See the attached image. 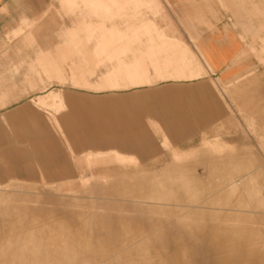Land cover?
Returning <instances> with one entry per match:
<instances>
[{"label":"rangeland","instance_id":"rangeland-1","mask_svg":"<svg viewBox=\"0 0 264 264\" xmlns=\"http://www.w3.org/2000/svg\"><path fill=\"white\" fill-rule=\"evenodd\" d=\"M224 1L102 0L123 33L103 26V53L67 55L57 77L36 59L70 54L61 35L83 14L22 2L31 24L7 34L22 101L0 116V264H264V0ZM110 54L142 75L106 85ZM50 92L62 106L39 99Z\"/></svg>","mask_w":264,"mask_h":264},{"label":"crops","instance_id":"crops-1","mask_svg":"<svg viewBox=\"0 0 264 264\" xmlns=\"http://www.w3.org/2000/svg\"><path fill=\"white\" fill-rule=\"evenodd\" d=\"M219 1L223 5H226L224 0ZM22 2H24V0H0V106L6 104V102L17 100L16 103H9L7 104V106H3L0 108V116L4 117L7 115L6 112L9 113L11 111L10 108H12V106L15 109V106L20 104L22 101L19 93H15V89L12 88L15 85L12 82L13 77H15V80L16 78H18V83L21 82V72L19 71L18 76H16V73L14 72V69H20L21 62L14 60V57L12 56H7V53L11 54L16 51L15 46L11 44V41L7 40V34H11L13 31H16V29L18 31H21L23 27L31 24L32 13L22 11ZM26 2L32 4V0H26ZM63 2L67 4L68 12L70 14L78 13V16L83 14L82 19L79 18L80 20L78 19V21L73 20V22L71 23V28L66 30V32L62 33L61 35L60 44L65 48L66 51H70V54H65L63 53V50L60 51L59 49H57L55 57L53 58L52 54L45 50L41 51L38 58L36 59V62L40 65L41 71L44 74H49V72L51 71V67H54V76L56 77L60 75L57 64L60 61H64L67 58V55H71L73 54V52L85 50V46L92 43H95L97 45V48L93 49V55H87L86 59L84 58L85 61L88 62L90 60H93L95 56H99L101 53H103V45L101 44V38L103 36V26L105 30L113 36H116V33H118L119 31L121 33H123L124 31V28L122 31V29H119L113 21L110 23L108 21H104L103 23L101 7L99 9H96V3L101 6L102 0H63ZM93 5H95V7H93ZM96 36L97 39L95 40ZM108 47L109 46H105V48ZM111 47L112 45L108 50H106V52H108ZM143 51L144 50H142V52ZM214 51L215 50L213 49L210 50V52ZM118 54L116 56L115 54H110V58H115L117 64L109 69L104 75V81L106 85L111 84L112 78L118 79L121 77L124 78V76H126L127 79H138L137 75H139V73L140 75H142V69L144 66H140L141 64L135 63L134 57H132L130 63H125L121 61L122 56L118 57ZM207 66L212 69L215 68V65L209 62H207ZM78 68L79 67L77 65L76 69ZM139 68L141 70H139ZM73 70H75V68ZM76 73L78 72L75 71V74ZM6 77L11 78L10 84H7L9 88H6L5 84H3V81L6 80ZM237 77L239 76H236L235 78ZM41 98H48L50 99L49 102L51 100L58 99L57 101L60 102V106H62L63 104V100L58 93L50 92L48 93V95L40 97L39 99ZM51 105H53V103ZM104 138L107 140L110 139L107 130L104 131ZM110 150L115 149H113L112 147L110 148Z\"/></svg>","mask_w":264,"mask_h":264}]
</instances>
